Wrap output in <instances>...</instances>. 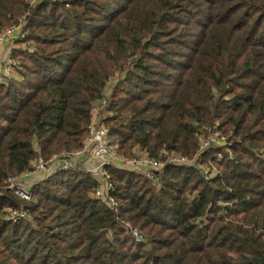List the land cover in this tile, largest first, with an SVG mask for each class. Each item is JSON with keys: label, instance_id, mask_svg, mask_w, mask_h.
I'll list each match as a JSON object with an SVG mask.
<instances>
[{"label": "trees", "instance_id": "trees-1", "mask_svg": "<svg viewBox=\"0 0 264 264\" xmlns=\"http://www.w3.org/2000/svg\"><path fill=\"white\" fill-rule=\"evenodd\" d=\"M22 23L0 80V264H264V0H0V32ZM106 90L120 156L217 174L107 167L114 207L78 170L15 197L9 179L81 147ZM213 133L234 157L198 150Z\"/></svg>", "mask_w": 264, "mask_h": 264}, {"label": "built area", "instance_id": "built-area-1", "mask_svg": "<svg viewBox=\"0 0 264 264\" xmlns=\"http://www.w3.org/2000/svg\"><path fill=\"white\" fill-rule=\"evenodd\" d=\"M19 25H12L11 27L0 32V50L5 46L12 47V41L20 34ZM11 45V46H10ZM2 70H0V80L9 78L12 74L11 68L15 65L12 63L7 55V60H2ZM107 89V87L105 88ZM107 105V90L103 97L98 99L91 108V121L86 127V136L82 141L80 148L64 152L60 155H54L48 160L37 158L32 162L30 170L24 172L17 178L8 180V189L12 194L22 201H30L32 199L31 185L28 186L26 182L34 175H50L57 171L78 170L89 174H99L100 178L105 182L108 181L107 167H116L119 169H126L136 173L151 174L152 171H158L162 165L141 151H136L130 157L120 156L117 151L109 145L108 129L105 125V118L108 112L105 110ZM210 136V135H209ZM207 136L206 138H210ZM223 141V137L220 138ZM225 140V139H224ZM204 142H200L198 150L202 152ZM170 165L187 164V159L178 155H170L166 161ZM110 187L109 183L107 185ZM106 186V187H107ZM100 189L95 190L93 197H99ZM98 199V198H96ZM28 215L22 210H13L10 212V219L16 221L17 219L27 218ZM135 235V239L138 237Z\"/></svg>", "mask_w": 264, "mask_h": 264}, {"label": "rangeland", "instance_id": "rangeland-1", "mask_svg": "<svg viewBox=\"0 0 264 264\" xmlns=\"http://www.w3.org/2000/svg\"><path fill=\"white\" fill-rule=\"evenodd\" d=\"M33 3H35V1ZM19 27L21 29L23 27V23L21 25H19ZM17 38H18V36L16 37V39ZM8 47L9 46L5 45L0 50V70H2V68H3V64L1 63V61L4 60V59L7 60V55L9 56V52H10L9 50L10 49L8 50ZM20 47H22V48H30L29 46H26V45H22ZM10 61L15 64L14 65L15 67L18 66V61L16 59H12V60L10 59ZM111 84H112V82H110L109 85H108V87H107V90L108 91L110 90ZM105 110H106V108H105ZM106 117H107V114H106ZM207 131H209V130H207ZM206 137H205V139H202V141H201V142H204L205 141V143H206V144L203 145L202 149H204V148H206V149H209V148L218 149V148H220L223 151V152L222 151L221 152L220 151L219 152H215L212 155V157H214L218 161L223 160L224 155H227L230 158L231 157H234L235 154L231 153L228 150H225L224 147L226 145V142H225L224 138H223V141L220 140V138L222 136L219 133H213V134H211L209 136L210 137L209 139L206 138ZM142 153L145 154L144 152H142ZM202 153H203V150H202ZM218 153H220V155H217ZM199 155L195 156V158H193V159H187V164L186 165L187 166H192L194 168H197V169L202 170L203 171L202 172L203 176H206L208 179L214 177L217 174V171H218V168L215 165V163H210L207 159H203L204 164L199 165V161H198V159H200V156ZM158 162L162 165V167L165 164H167V163L162 162V161H158ZM183 165H185V164H183ZM162 167H161V169H162ZM92 175L95 177V179L98 181V184L100 185V188L99 189L101 191V194H100L99 197H96V198H98L99 200H101V202L106 203L109 207H114L115 202L113 201V199H108L107 198L108 197L107 196L108 193H107L106 190L109 188L107 186L108 183H106L104 180H102L100 178L99 174H92ZM47 176L48 175H37L36 174L31 179H29L26 182V184L28 186L31 185V187H32L33 185H35V184L43 181ZM129 234L134 238V240L136 242H140L141 241V235H139V233L136 230H133L131 227H130ZM134 234H136V236L138 237V240L135 239V235Z\"/></svg>", "mask_w": 264, "mask_h": 264}]
</instances>
